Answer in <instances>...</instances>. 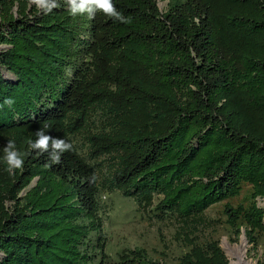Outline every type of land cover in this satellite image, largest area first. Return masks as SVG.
<instances>
[{
  "label": "trees",
  "instance_id": "16d2710c",
  "mask_svg": "<svg viewBox=\"0 0 264 264\" xmlns=\"http://www.w3.org/2000/svg\"><path fill=\"white\" fill-rule=\"evenodd\" d=\"M57 3L0 22V264H93L102 190L187 222L248 183L251 202L225 212L264 231V0H113L127 23ZM40 129L73 145L60 163L29 148ZM180 263L228 259L212 240ZM117 264L161 263L129 248Z\"/></svg>",
  "mask_w": 264,
  "mask_h": 264
},
{
  "label": "rangeland",
  "instance_id": "374dc122",
  "mask_svg": "<svg viewBox=\"0 0 264 264\" xmlns=\"http://www.w3.org/2000/svg\"><path fill=\"white\" fill-rule=\"evenodd\" d=\"M169 1L157 0L161 11L167 8ZM37 9L31 0H3L0 4V22L3 18L18 17L20 13ZM3 47H6L5 44H0V49ZM0 69L5 76L13 77L5 68ZM80 150L83 151L82 148ZM251 192V184L243 183L238 195L210 205L201 217L183 222L174 218H158L153 206L148 210L139 209L132 197L124 196L118 190H102L99 194V215L104 246H97L96 232L91 230L86 249L93 264H117L119 252L129 248H143L148 258L161 264H181V257L193 245L217 240L228 264H237L229 249L245 238L244 260L250 264H264V231L253 232L251 239L246 225L241 220L232 225L225 212L226 203L232 207L238 204L247 206L252 200ZM256 200L264 207V197L258 196ZM12 205V201H7L8 209Z\"/></svg>",
  "mask_w": 264,
  "mask_h": 264
},
{
  "label": "clouds",
  "instance_id": "9594fccd",
  "mask_svg": "<svg viewBox=\"0 0 264 264\" xmlns=\"http://www.w3.org/2000/svg\"><path fill=\"white\" fill-rule=\"evenodd\" d=\"M31 3L35 4L37 8L42 9L45 13H50L54 8L59 6L57 0H31ZM65 3L68 6V11L73 16L87 14L89 18H93L99 11L123 23L129 22L117 11L113 0H65ZM5 103L11 105L13 101L8 99ZM36 137L34 141H28L29 148L41 153L47 152L53 164L60 163L61 154L73 150V145L66 139L53 138L47 135L43 129L36 132ZM3 152V160L7 164V171L12 172L14 169H19L23 166L24 153L16 149L14 141L9 140L6 146L3 147Z\"/></svg>",
  "mask_w": 264,
  "mask_h": 264
},
{
  "label": "bare ground",
  "instance_id": "6f19581e",
  "mask_svg": "<svg viewBox=\"0 0 264 264\" xmlns=\"http://www.w3.org/2000/svg\"><path fill=\"white\" fill-rule=\"evenodd\" d=\"M245 244H246V241H245V238H243L239 245L233 246L229 249L231 252V255L237 259V264H250L249 262L245 261L243 258Z\"/></svg>",
  "mask_w": 264,
  "mask_h": 264
}]
</instances>
